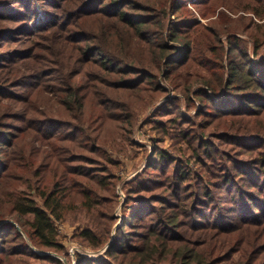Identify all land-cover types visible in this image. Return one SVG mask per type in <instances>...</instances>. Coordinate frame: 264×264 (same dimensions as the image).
<instances>
[{
  "label": "trees",
  "instance_id": "1",
  "mask_svg": "<svg viewBox=\"0 0 264 264\" xmlns=\"http://www.w3.org/2000/svg\"><path fill=\"white\" fill-rule=\"evenodd\" d=\"M220 7L251 16L221 10L205 35L200 18ZM255 19L264 0H0V264L72 262L56 222L116 198L119 161L104 136L126 138L137 124L120 94L142 105L167 92L165 80L190 111L194 65L213 77L200 83L211 94L195 93L204 104L182 117L192 131L177 140L197 170L156 147L106 256L78 264H264V24L250 34ZM169 106L163 114L180 110ZM75 237L99 250L111 227Z\"/></svg>",
  "mask_w": 264,
  "mask_h": 264
},
{
  "label": "rangeland",
  "instance_id": "2",
  "mask_svg": "<svg viewBox=\"0 0 264 264\" xmlns=\"http://www.w3.org/2000/svg\"><path fill=\"white\" fill-rule=\"evenodd\" d=\"M221 10H224L232 19H236L241 15L251 16L245 12L233 14L229 10H226L225 7H220L216 16L209 19L200 18L201 24L203 25L200 30L203 31L205 35H207V26L218 19V14ZM247 23L248 25L251 24L250 21H247ZM222 24H224V21L220 20L218 24L215 25L220 26ZM257 24H264V20L255 19V23L249 29L251 30L250 34L254 32L252 29L256 28ZM237 27L240 28L238 36L248 40L249 36L242 32L245 28L244 23L240 22ZM258 37H261L262 40L264 39V35L259 34ZM206 41L207 40L204 38L202 43L206 45ZM222 41L226 42V36ZM218 47V45L215 46V48ZM226 50H228L227 46ZM215 53H217V51L210 55L214 56ZM216 64H218L219 67L215 68H220L218 61ZM189 72L195 79L191 98L196 106V108L190 111H188L190 108L189 102L183 95L181 88H172L170 82L165 81L163 78L164 81L161 82V85L165 87L164 89H166L167 92L155 94L156 97L153 99L150 98L151 96L148 97L142 105L132 101L133 99L128 94H120V97L124 101L133 102L137 124L134 133L126 138L123 132L119 131H112L109 135L104 136L103 146H106L107 150L111 152L110 154L114 160L119 161V166L115 170V174L118 176V182L115 186L116 198L109 200L110 202H101V205L94 207L93 211L90 213L85 208L80 207L78 210L68 213L65 220L56 222L59 240L61 244L66 247L67 252H69L72 258V262L67 263L66 261V264H78L79 259L82 257L101 259L106 256L110 246L114 243L118 227L125 222V217H123V215L125 214L124 210L128 192L135 188V184L144 181L146 177L145 171L156 147L167 151L172 157L182 160L190 169L197 170L195 160L192 156L193 151L188 148L187 144L177 140V134L179 131H192L191 124L189 122H184L182 117L185 116L192 120L195 118L196 113L198 110H201L204 104V101L199 100L195 96V93L204 89L207 93L211 94L210 89L203 86V83L200 84L201 79L205 77V80L208 81L213 80V77H211L209 71L205 67L199 65L192 66ZM211 73L213 74V72ZM215 83L216 82H212L210 84L212 85ZM144 96H149V93ZM168 101H171V104H179L180 110L173 111V115L163 114L162 110L167 109V107L171 105H166ZM178 114H181V116H178ZM172 118H175V121H172ZM159 122L165 123L166 127L159 125ZM229 123H232V120ZM189 158H191V161H189ZM128 216L129 215H126V220H129ZM109 227H111V239L106 246L99 250H94L82 244L79 239L75 237L77 233L86 228L93 229L97 232L98 230L105 231ZM145 230L146 229H142L141 232H145ZM137 240L139 239L132 238V241L137 243L140 242ZM52 255L57 257L55 253ZM31 262L33 263L34 261Z\"/></svg>",
  "mask_w": 264,
  "mask_h": 264
}]
</instances>
